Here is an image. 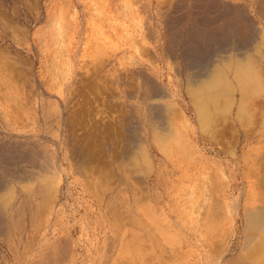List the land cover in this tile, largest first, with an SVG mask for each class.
Listing matches in <instances>:
<instances>
[{
    "label": "rangeland",
    "instance_id": "rangeland-1",
    "mask_svg": "<svg viewBox=\"0 0 264 264\" xmlns=\"http://www.w3.org/2000/svg\"><path fill=\"white\" fill-rule=\"evenodd\" d=\"M55 1H61V6L62 2L66 3L65 8L68 6L71 29H64L60 24L56 27V21L54 28L51 26L52 8L60 7ZM179 2L183 6H179ZM189 2L191 0H168L165 10L159 11L169 13L177 5L179 12ZM154 8L153 2H147L143 9V20L147 14L149 16L145 19L146 27L154 32L147 42L152 46L157 41L170 46L168 32L166 34L162 25L158 27L156 20H152L157 17ZM81 14L82 7L76 0H0V54L5 58L6 67L12 69L9 71L12 80L7 81L3 74L1 78L14 85L15 95L20 100L15 105L19 112L12 114V111L8 116L21 115L27 123L23 129L11 130L3 123L5 115L0 116V144L10 143L24 152L17 151L9 159L0 156L3 159L0 161V188L8 186L7 192H0L1 198L19 185L16 180L33 178L41 168L52 171L56 159L69 169L58 157L64 123L67 150L72 152L74 145L82 152L81 156L79 152L73 153L72 166L78 171L69 170L70 185L59 184L61 211L55 217L62 226L61 233L75 243H67L66 248H50V255L35 264H264L263 231L252 233L253 237L258 235L256 242L262 239L263 247L256 252L251 249L252 244H257L252 241L251 247L246 246L245 239V210L264 208V99L255 98L252 116L236 119L217 116L220 118L216 121L217 117L212 116L211 121L206 120L209 122L206 126L199 116L189 114L190 109L185 116H166V113L162 116L157 109L153 111L151 105L157 103L158 98L146 93L132 67L121 64L124 77L115 80L120 60L118 49L108 40L98 38L90 28L82 37L70 33L76 20L81 23ZM204 35L205 38L197 42L199 46L194 45L197 51H192L188 61L177 59L178 51L174 57L165 51L169 60L177 64L171 72L151 53L150 67L167 71L161 77L163 84L172 80L184 86L192 74L215 60V52L223 55L229 48L228 43L230 46L227 38L223 41L227 46L222 47L223 42L209 41L211 33ZM251 39L246 38L248 49ZM59 50L64 55L61 68L66 70L71 66L78 72L76 82L69 89L60 90L59 84L56 85L58 80L49 74ZM66 54L71 56L69 64H66ZM196 54L199 56L195 59ZM195 63L196 68L192 66ZM148 68L144 67L143 71L152 76L154 73ZM64 73L71 76V72ZM6 100L5 95L0 97V103ZM59 116H63L62 122ZM161 132L167 137V143L163 136L165 142L162 141ZM141 147L147 151L149 159L145 158ZM26 199L23 211L9 219L10 234L0 233V264H33L28 254L32 250L27 243L31 235L28 210L36 200L31 196ZM103 233L108 237L104 246L101 245Z\"/></svg>",
    "mask_w": 264,
    "mask_h": 264
},
{
    "label": "bare ground",
    "instance_id": "bare-ground-1",
    "mask_svg": "<svg viewBox=\"0 0 264 264\" xmlns=\"http://www.w3.org/2000/svg\"><path fill=\"white\" fill-rule=\"evenodd\" d=\"M76 1L82 7V14H81L82 21L79 24V22L76 20L74 26H72L73 27L72 32L70 33H73V34L78 33L82 37V35L84 36L86 34L85 33L86 30L90 28L97 33L98 38H103L106 41L108 40L114 48L118 49L120 60L118 63V68L116 70L117 75L115 77V80L119 81L121 77L122 78L124 77L125 70L123 69V67H121V64H126L132 67L133 71L136 73L134 74L137 75V77L143 82L142 85H144V88L146 89V93L150 97L158 98V99L155 98L157 100L156 101L157 103H153V104L151 103V105L153 107V111L157 109L162 114V116H164L165 113H166V116L168 114H171V116L173 115L174 117L176 115L179 116V114L181 116H185L186 110L190 109L191 112L189 114H191V116H199V118H201L200 120L203 121V126L204 124L206 126L209 123V122L207 123L206 120H209L210 118L212 120L213 119L212 116H216V117L217 116H231L233 117V119H236L239 116H252L253 115L252 108L255 106V102H256L255 98L262 97V99H264V71H263L264 0H193V1L191 0V3L189 2L190 3L189 5L185 4L186 6L180 9L179 11L180 13L177 11L180 8L177 5H176V8L174 10L172 9V11H170L169 13H167L166 11L164 13L163 11L160 13L161 10H165L164 8L168 0H76ZM55 2H58V1H55ZM59 2L58 4H60V7H58V5L57 6L55 5L56 7L52 8L54 9V11L52 12V15L50 14L49 16V18L54 19V21L52 20L50 21V19L48 18L49 22L50 24L52 23L51 26H53V24L56 21L57 24H54L56 25V27L57 25L60 24V26L63 27L64 29H67V28L71 29V23L69 21H72V20H68L69 11H67L68 9H66L68 6L65 8L64 5H66V3L64 4L62 2L63 6H61V3ZM147 2H150V4H152V2L154 3L155 8L157 9V13L155 12L157 17L152 18V20L153 21L156 20V24L159 25L158 27L162 25L161 29L166 31V34L168 32L167 36L169 35L170 37L169 38L170 43H171L170 46L167 43H165L166 44L165 46H163L164 44L160 45L159 41H157L156 44H153L152 46L150 43L147 42V41H150L151 34L153 32L152 28L146 27L145 19L149 17L148 14H147L148 17L146 16L144 20L142 16L144 14V10L147 8L146 7L144 9V6ZM178 5L183 6V4L181 3ZM55 13H57V15ZM74 13L76 14L75 11ZM73 16H76V15H73ZM157 32L160 35V31L158 30ZM203 33L204 34L211 33V38L209 41L215 39L216 41H219L220 43H222L224 39L227 38V40L231 41L230 46H229V43H228V46L225 45L224 44L225 42H223V44L221 45L222 47L227 46L229 48L228 49L226 48L227 50L223 53V55L215 54L216 52L214 54L212 53L214 56L216 55L215 56L216 58L214 61H213L214 58H211V60L213 61L212 63H210L211 65L210 64H208L207 66L205 65V68L203 67L204 69L202 70L200 69V66H199V69L201 71L198 70L197 73H194V74L191 73L192 75L191 74H190L191 76L189 75L190 78L189 79L187 78L188 80L186 84H184V86L178 83L174 84L172 80L171 82L168 81L170 84L168 82L166 84H163V79H161V77L164 75V72H167V71H165V68H161V67L159 71L157 69H154L153 68L154 66L150 67V65L153 63L151 61L152 59L151 57L155 55L157 58L161 59L165 63V67L170 71L173 69V67L177 65V64L176 65L173 64L172 60H169L170 57H174L173 56L174 53H177L178 51L177 59L188 61L189 57L193 55L192 51L197 49L194 45L197 44V46H199V44L197 43L199 39L205 38L204 37L205 35ZM57 34L56 36H58ZM248 36L249 38H252L251 46H249V49L245 47L246 38ZM209 37L207 36L206 38H209ZM54 39H55V36H54ZM143 44H146L147 47H145ZM212 46L213 45L211 44V47ZM160 47H161V51H160ZM202 48H205V47L203 46ZM130 51L132 53H130ZM165 51L169 54V56L170 55L171 56L170 57L167 56L165 54ZM208 55H210V52ZM196 56H199V55L196 54L195 59H196ZM62 57H64V55L61 53V51L60 50L57 51V54L53 58V62H51L50 69L52 71L48 68V70H50V73L49 71L48 73L52 75L53 78L58 80L56 82V85L57 83L59 84L58 88L60 90L64 88L69 89V87H71L76 82L77 80L76 77L78 76V72H76V70L75 71L72 70L71 66L69 68H66V70L62 69L63 68L61 66L63 64L62 59H61ZM4 59L5 58H3L0 54V80H1L0 97L2 95H5L7 97V100L5 103H0V107L2 105H5V107L2 106L3 108L0 109V112H1L0 116L2 114L5 115V116H2L3 117L2 119H3V123L6 128L10 127L11 130H20V129L27 127V123L26 122L24 123V118H22V116L18 114L17 116L16 115L8 116L10 115L12 111H14L12 112V114L19 112V110L16 112L17 107L15 105L19 103L20 100H18L17 96L15 95L14 85L7 84L1 78V75L3 74L5 75V77H7V81L12 80V75L9 73V71H12V69L8 68L10 66L6 67V63ZM70 59H71V56L66 54V64L70 63ZM200 65L203 66V64H200ZM192 66H195L196 68V63L195 65H192ZM144 67H147V68L149 67L150 69L149 68L148 69L150 71L152 70V73L154 74L152 75L150 73L152 75L150 76L147 73H145L143 71ZM54 68L56 70H54ZM64 71L71 72L70 73L71 76L68 77V75L64 73ZM172 72H175V71H172ZM173 75L174 74H172V76ZM175 76H176V73H175ZM157 79H159L160 81L156 82ZM172 79L174 80V78ZM177 80L178 79H176V81ZM17 88L20 92L19 87ZM145 99L147 100L149 98L145 97ZM258 103L259 102H257V104ZM23 106L24 105L22 104V107ZM175 106H179V109H177ZM148 107H150V109L152 110L151 106L148 105ZM150 109L147 108L148 111ZM177 111H181L182 113L180 112L177 113ZM63 116H59V119L61 122L63 120ZM219 118L220 117L214 118V120L216 121ZM176 119L177 118H175V120ZM64 125L66 127L65 123ZM65 127L63 126L61 128L62 137H61V142L58 144V148L60 149L61 153L59 154L58 157L62 158L64 163H67V165L69 166V169H65L59 162L57 163V159H56L54 160L51 166V169H53L52 171L50 170L43 171L41 168L40 173L34 174L35 177L33 178L31 176H27L28 178H21V179H18V181L16 180V182L19 185L14 186L12 188L11 193L9 191V193H7L2 198H1L2 195H0V233L5 232L7 233V235L10 234L9 219L14 214H17L18 211H21V212L23 211L21 208L26 206L25 202L27 200L26 199L27 196H31L33 199L36 200L34 202V205L31 207V209L28 210V212L30 211L29 212L30 216L28 215L29 216L28 223H30L29 227H30L31 235L28 238L30 239V241L27 243L31 244V247H32V250L28 254L30 256L29 259L31 263L33 264L38 262L39 259L41 258L43 259L47 254L50 255V253L52 252L50 248H54L55 246H63V248H66L65 245H67V243L69 242H72V244L75 243V241L72 240L69 236L65 235L64 233H61L62 226L60 225L59 221L55 219L57 213L61 211V204L58 199V194L60 193V190H61V187H59V184L61 182H65L66 184L70 185V181H69L70 173L69 172L72 170L75 172L76 170L78 171V169L72 166L73 164L72 162H73V153L74 152L78 153L80 149L75 148V146L73 145L72 152L71 151L69 152L67 150L66 148V145H67L66 135L67 134H65L66 132ZM166 129L167 127L165 128V130ZM162 132L159 133L161 135V139L163 136V139L167 143V140H166L167 137L164 138L165 135L164 133L162 134ZM166 132L167 131H165V133ZM170 132L172 133V131ZM167 133H169V131ZM166 135L168 136V134ZM141 148L140 149L142 151L144 147H141ZM17 151L21 152L20 150H18V148H16L15 146H12V144L10 143L0 144V156L6 159L13 157ZM143 151H144V154L147 156L145 158L149 159V155L147 154V151L145 149ZM21 153H24V152H21ZM79 153L81 156L82 152H79ZM95 156L94 158H96ZM87 157L89 158V156ZM77 158L79 157L77 156ZM94 158H93V161H94ZM1 160L3 159H0V161ZM146 162L148 163V161ZM82 174L84 176L87 175V173L85 172H82ZM24 184H27V185H24ZM198 187H201V185L199 184ZM7 190H8L7 185L0 188V192L1 191L7 192ZM198 190H200V188ZM200 193L201 192H199V194ZM202 193H203V190H202ZM248 208L245 210V213H246L245 239L248 241V242L246 241L247 242L246 246L250 245L251 247V243L252 241H254L253 243H256L257 245L254 246L252 244L251 250H255L256 252L258 248L259 247L261 248L262 246V243H260V241L262 242V239L259 238L260 241L256 242L258 235L257 236L255 235L253 237L252 233L253 232L260 233L262 231L264 233V208H260V207H254L251 209H248ZM21 212L20 214H22ZM102 236H104V238H102L101 245L104 246L106 245L105 242H106V239H108V237H106L105 233H103ZM250 253H251L250 255L252 256L253 255L252 252ZM218 259H220V257H218Z\"/></svg>",
    "mask_w": 264,
    "mask_h": 264
}]
</instances>
